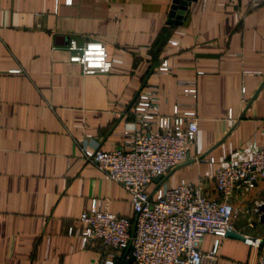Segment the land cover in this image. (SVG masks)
<instances>
[{"label":"crops","instance_id":"obj_1","mask_svg":"<svg viewBox=\"0 0 264 264\" xmlns=\"http://www.w3.org/2000/svg\"><path fill=\"white\" fill-rule=\"evenodd\" d=\"M173 1L0 0V264L107 258L99 243L83 246L82 214L93 199L132 221L134 208L83 151L121 147L135 128L136 97L152 86L160 115L194 105L199 118L196 143L167 186L185 181L220 199L215 173L248 158L254 141L264 144V2L198 0L179 25L169 23ZM71 39L102 43L111 72L84 76L70 63ZM165 61L170 70L159 73ZM187 82H195V98L185 95ZM231 203L233 232L264 241L260 214L252 212L264 204V180L237 189ZM214 240L207 235L201 251L210 252ZM219 254L218 264L256 261L250 246L228 237Z\"/></svg>","mask_w":264,"mask_h":264},{"label":"built area","instance_id":"obj_2","mask_svg":"<svg viewBox=\"0 0 264 264\" xmlns=\"http://www.w3.org/2000/svg\"><path fill=\"white\" fill-rule=\"evenodd\" d=\"M72 2L66 0V5ZM263 2L253 0L252 7ZM67 51L71 54L70 63L79 65L84 76L107 75L112 70L102 43L80 46L71 39ZM169 70L166 61L158 68L159 73ZM186 85L189 88L185 95L195 98V82ZM159 101L156 86L138 95L133 104L135 128L124 134L121 147L109 152L83 151L86 162L130 195L135 213L134 221L119 217L110 212L108 204L93 199L90 210L80 218L83 246L99 243L107 257L101 264H125L131 258L133 264H218L221 243L233 232L238 216L231 203L233 194L239 188L254 190L264 180V144L254 141L248 158L232 161L215 173L220 199L208 198L204 186L185 181L169 187L166 178L187 161L189 150L196 143L199 118L194 105L185 113L180 114L177 106L172 117L162 116ZM153 185L156 187L151 190ZM259 209L252 212L260 214ZM207 235L215 240L212 250L204 253L200 244ZM245 239L256 258L253 264H264L263 239Z\"/></svg>","mask_w":264,"mask_h":264},{"label":"water","instance_id":"obj_3","mask_svg":"<svg viewBox=\"0 0 264 264\" xmlns=\"http://www.w3.org/2000/svg\"><path fill=\"white\" fill-rule=\"evenodd\" d=\"M198 0H174L172 7H171V11H170V15H169V23L170 24H181L182 21L184 20V17L188 11L189 6L193 3V2H197ZM138 97V96H137ZM136 97V99H137ZM158 183V180L155 182ZM260 212V221L261 223L264 224V204L260 207L259 209ZM228 238H233V239H237V240H241L243 242L246 241V239L243 236H240L234 232H231L228 234ZM134 263V259L131 258L128 262V264H133Z\"/></svg>","mask_w":264,"mask_h":264},{"label":"rangeland","instance_id":"obj_4","mask_svg":"<svg viewBox=\"0 0 264 264\" xmlns=\"http://www.w3.org/2000/svg\"><path fill=\"white\" fill-rule=\"evenodd\" d=\"M155 187H156V186H155V185H153V186L151 187V190H154V189H155Z\"/></svg>","mask_w":264,"mask_h":264}]
</instances>
